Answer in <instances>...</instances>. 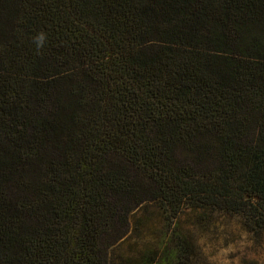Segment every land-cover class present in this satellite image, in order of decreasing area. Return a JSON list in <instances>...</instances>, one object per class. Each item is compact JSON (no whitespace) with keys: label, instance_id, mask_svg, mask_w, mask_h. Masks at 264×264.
Listing matches in <instances>:
<instances>
[{"label":"trees","instance_id":"16d2710c","mask_svg":"<svg viewBox=\"0 0 264 264\" xmlns=\"http://www.w3.org/2000/svg\"><path fill=\"white\" fill-rule=\"evenodd\" d=\"M149 203L264 235V0H0V264H114Z\"/></svg>","mask_w":264,"mask_h":264},{"label":"rangeland","instance_id":"374dc122","mask_svg":"<svg viewBox=\"0 0 264 264\" xmlns=\"http://www.w3.org/2000/svg\"><path fill=\"white\" fill-rule=\"evenodd\" d=\"M175 232L193 244L190 264H264V235L258 238L248 232L239 218L189 209L171 224L164 222L154 203L132 215L129 236L112 252V262L134 264L147 252L158 250L165 235Z\"/></svg>","mask_w":264,"mask_h":264},{"label":"clouds","instance_id":"9594fccd","mask_svg":"<svg viewBox=\"0 0 264 264\" xmlns=\"http://www.w3.org/2000/svg\"><path fill=\"white\" fill-rule=\"evenodd\" d=\"M40 39L42 40L43 39V36H41Z\"/></svg>","mask_w":264,"mask_h":264}]
</instances>
